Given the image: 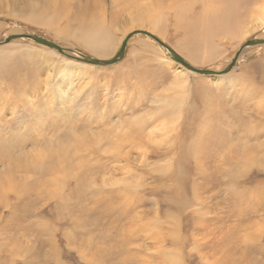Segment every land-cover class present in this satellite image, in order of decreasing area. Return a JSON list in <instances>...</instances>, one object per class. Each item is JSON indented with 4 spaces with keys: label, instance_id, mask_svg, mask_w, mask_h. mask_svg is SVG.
I'll use <instances>...</instances> for the list:
<instances>
[{
    "label": "rangeland",
    "instance_id": "374dc122",
    "mask_svg": "<svg viewBox=\"0 0 264 264\" xmlns=\"http://www.w3.org/2000/svg\"><path fill=\"white\" fill-rule=\"evenodd\" d=\"M217 3L235 33L216 27L199 43ZM262 3L0 0V41L37 34L110 59L145 30L191 66L222 70L264 38ZM183 5L190 21L175 16ZM157 10L161 23L148 22ZM69 55L0 44V264H264V45L224 75L184 78L144 34L111 66Z\"/></svg>",
    "mask_w": 264,
    "mask_h": 264
},
{
    "label": "water",
    "instance_id": "95a60500",
    "mask_svg": "<svg viewBox=\"0 0 264 264\" xmlns=\"http://www.w3.org/2000/svg\"><path fill=\"white\" fill-rule=\"evenodd\" d=\"M135 34H144V35L149 36L153 40H155L160 46H162L164 48V50L167 52V55L170 57L171 60L181 64L187 70L194 72L196 74L209 75V76H220V75H224V74L230 72V70L236 64L237 59H238V57L242 51H244L245 49H247L249 47L264 45V38L249 39L242 44V46L238 49V51L236 52L234 57L231 59L229 64L224 69H222V70H210V69H201V68H196L194 66H191L177 52H175L172 48H170L165 43H163L160 39H158L153 34H151L150 32H147L145 30H134V31L130 32L129 34H127L125 36V38L121 41V44H120L119 49L116 52V54L110 59H99V58H95L93 56H90V55H87V54H84L81 52H77L76 50H73V49H67V48L60 46V45L56 44L55 42H53V41H51V40H49L43 36L37 35V34H29V33L13 34V35L5 37L3 41H0V44H2L3 42L8 43V42L15 40V39H26V40L33 41L37 44H40L42 46H45L49 49H52V50H54L60 54H63L64 56L69 57L70 56L69 53H73V54H75L74 58L79 60V61L91 64L94 66L104 67V66L114 65V64L118 63L123 58L124 53H125V49H126V45H127V41L131 36H133Z\"/></svg>",
    "mask_w": 264,
    "mask_h": 264
},
{
    "label": "bare ground",
    "instance_id": "6f19581e",
    "mask_svg": "<svg viewBox=\"0 0 264 264\" xmlns=\"http://www.w3.org/2000/svg\"><path fill=\"white\" fill-rule=\"evenodd\" d=\"M184 6L185 5H183L180 8H176L175 16H178V18L181 19V21H183V22L190 21V19H193V18L190 17V19H189L188 15H187V12H186L187 9H184L185 8ZM145 15H146V17L150 18L148 20V22H154V23L156 22V23H158V22L162 21V16L159 14L158 10L155 13L147 12V13H145ZM253 15H254L253 17L255 19L254 20V25L256 27L263 26L264 25V3L259 4L255 8V14H253ZM135 17L143 18L141 14H138ZM233 20H234L233 15L231 17L230 16V12L227 9H225L223 6H221V7H220V5L219 6H212L206 12L205 17L199 22L200 25H201V29L199 31H196V32L194 31L193 35H195V37L199 40V43H200L201 40H203L204 42L208 41L209 37L213 33L216 32V27H222V28L226 27L224 30H227V32L229 31V33L233 34V33H235V31H234V29L232 27L233 26V24H232ZM197 23L198 22L193 23V24H197ZM212 27H213V31H210L211 30L210 28H212ZM248 31L249 30H247L246 32H248ZM93 42L96 44V46L100 42L103 43V47L98 48L99 52L102 54V56L109 54L108 52H109L110 49L108 47L111 46V45H108V44H110V39L107 36L102 37L101 41L94 40ZM86 43L91 45L92 41L88 40V41H86ZM190 72L191 71H188V70L184 71L183 70L181 72L180 76L184 78V76H186V74L188 75ZM131 138H133V137H131ZM13 151H14V155L13 156H15L16 155L15 148H13ZM7 153H9V152L7 151ZM0 154H2V150L1 149H0Z\"/></svg>",
    "mask_w": 264,
    "mask_h": 264
}]
</instances>
